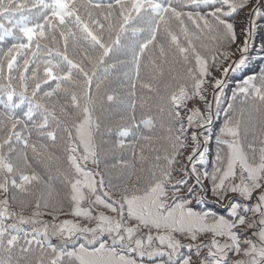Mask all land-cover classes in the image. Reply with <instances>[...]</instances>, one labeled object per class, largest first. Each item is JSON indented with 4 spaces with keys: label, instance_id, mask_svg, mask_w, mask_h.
Returning a JSON list of instances; mask_svg holds the SVG:
<instances>
[{
    "label": "snow or ice",
    "instance_id": "snow-or-ice-1",
    "mask_svg": "<svg viewBox=\"0 0 264 264\" xmlns=\"http://www.w3.org/2000/svg\"><path fill=\"white\" fill-rule=\"evenodd\" d=\"M0 264H264V0H0Z\"/></svg>",
    "mask_w": 264,
    "mask_h": 264
}]
</instances>
